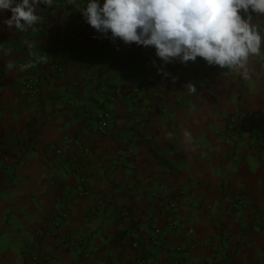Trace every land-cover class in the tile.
<instances>
[{
    "label": "crops",
    "instance_id": "crops-1",
    "mask_svg": "<svg viewBox=\"0 0 264 264\" xmlns=\"http://www.w3.org/2000/svg\"><path fill=\"white\" fill-rule=\"evenodd\" d=\"M61 1L35 30L0 28V264H264V56L249 79L199 58L165 65L92 29L86 0Z\"/></svg>",
    "mask_w": 264,
    "mask_h": 264
},
{
    "label": "clouds",
    "instance_id": "clouds-1",
    "mask_svg": "<svg viewBox=\"0 0 264 264\" xmlns=\"http://www.w3.org/2000/svg\"><path fill=\"white\" fill-rule=\"evenodd\" d=\"M41 5L51 9L54 0H0V15L11 12L0 28L35 30L42 20ZM81 14L107 39L153 47L165 65L200 58L249 79L251 59L264 56V30L256 24L264 18V0H86ZM33 66L29 62L23 67ZM185 138L191 142L190 133Z\"/></svg>",
    "mask_w": 264,
    "mask_h": 264
},
{
    "label": "built area",
    "instance_id": "built-area-1",
    "mask_svg": "<svg viewBox=\"0 0 264 264\" xmlns=\"http://www.w3.org/2000/svg\"><path fill=\"white\" fill-rule=\"evenodd\" d=\"M62 3L61 0H54V5H59ZM42 7H46L44 5H41ZM82 7H84L82 5ZM200 59V58H199ZM201 63L203 66L206 68L210 69L212 66L207 65L202 59H200ZM39 85V80L29 76L25 79L23 83L24 90L26 91V97L28 101H33L37 98L38 94V87ZM138 89H133L130 92V96L133 99L134 102H137L139 99V93ZM99 95L107 98L108 100H113V93L108 85H101L98 90ZM68 105L71 107L74 105L72 102H68ZM85 113H88V110L85 109ZM95 120L96 128L99 133L105 134L107 132V129L109 127V123L111 121V114L108 111H100L92 116ZM251 121V114H245L243 116V120L241 122V127H246L249 128ZM238 122V120L235 119H230L228 123V129L229 131H232L234 129L235 124ZM253 139L257 144L264 145V124L262 127L259 129H255L253 131ZM77 193L79 195H84L86 193L85 188H84V180L80 182V184L76 188ZM174 206V205H172ZM66 214L64 212L59 213L58 217L53 221V226L57 227L59 225V221L61 219H65ZM158 233V230L155 231ZM37 237L42 238L43 233L41 231H37ZM78 244V240L76 239H63L61 240V245L64 249H71L72 247L76 246ZM32 259L36 261H41L42 259L47 260V254L44 253L43 251H38L35 254H32Z\"/></svg>",
    "mask_w": 264,
    "mask_h": 264
},
{
    "label": "rangeland",
    "instance_id": "rangeland-1",
    "mask_svg": "<svg viewBox=\"0 0 264 264\" xmlns=\"http://www.w3.org/2000/svg\"><path fill=\"white\" fill-rule=\"evenodd\" d=\"M251 121H252V116H251ZM251 121H250V122H251ZM263 124H264V122H263ZM263 124H262V125H263ZM262 125H261V127H262ZM229 132H230V131H229Z\"/></svg>",
    "mask_w": 264,
    "mask_h": 264
}]
</instances>
